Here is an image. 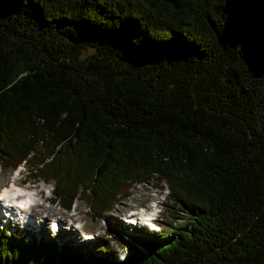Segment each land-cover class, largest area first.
Instances as JSON below:
<instances>
[{"label": "trees", "instance_id": "16d2710c", "mask_svg": "<svg viewBox=\"0 0 264 264\" xmlns=\"http://www.w3.org/2000/svg\"><path fill=\"white\" fill-rule=\"evenodd\" d=\"M21 164L95 220L150 183L185 215L124 259L0 228V264H264V0H0V166Z\"/></svg>", "mask_w": 264, "mask_h": 264}, {"label": "rangeland", "instance_id": "374dc122", "mask_svg": "<svg viewBox=\"0 0 264 264\" xmlns=\"http://www.w3.org/2000/svg\"><path fill=\"white\" fill-rule=\"evenodd\" d=\"M20 172V173H19ZM16 178H22L29 180L32 183H36V187H38L39 190H45L46 194H52V188L53 183H46L45 181H37L35 182L34 179L29 175L28 170L21 166L16 172L14 171H5L0 167V189L7 185L8 187H11V183ZM29 185V184H27ZM159 189V188H158ZM154 187L153 184H146V185H138L132 190V195L130 197H127L123 201H121L118 205H116L115 209L106 215L103 219L95 220L93 216L89 213L88 205L81 201L77 200L76 203L73 205L72 210H64L62 207H60L58 204H51V202H46L44 207H35L34 213L37 217V224L39 225L41 220L43 218H48L45 220L43 227H46V229L42 230L41 236H49L50 237V231L48 228L50 227L49 221L51 220L50 217L53 215V213L56 211L58 214L56 215H65L66 216H74L77 218L78 223L76 226H73L75 229L71 228H65L66 234L71 229L72 234L76 231V235L79 236H86L84 239H87V237H94L91 239V241H88L87 244L90 245L87 247V249L91 248L92 245L95 244V246H99L101 242L105 241H111L112 249L114 253H108L109 257H113L116 255L115 253L119 252L121 253L120 259H124L128 255V249L127 247L124 248L123 245L120 244L123 240L127 243L125 239H127L128 233L131 232V228H129L127 225L124 224V220L122 219L123 215L128 212L130 208H137L140 207L148 202H151L152 200L156 199L155 192L158 190ZM169 194V192H168ZM167 192H162V195L160 196L159 200L162 204V214L158 219L159 226L158 229L163 232L164 227L168 223V219L171 218L170 212L173 211L174 215L178 218L184 217V212L180 210V208H172L169 207L168 198H167ZM158 199V198H157ZM180 225H183L182 221H180ZM111 229L114 231V234L110 235L107 230ZM67 230V231H66ZM128 232V233H127ZM152 232V231H148ZM147 234V238H149L150 234ZM145 236V235H143ZM77 237V238H78ZM85 250L84 248H82ZM101 254L102 251L99 249L97 250Z\"/></svg>", "mask_w": 264, "mask_h": 264}, {"label": "bare ground", "instance_id": "6f19581e", "mask_svg": "<svg viewBox=\"0 0 264 264\" xmlns=\"http://www.w3.org/2000/svg\"><path fill=\"white\" fill-rule=\"evenodd\" d=\"M16 184H17V181L13 182V185H12V188H13V189H7L5 193H6V194L11 193V195H14V192L21 191V189L15 187ZM53 214L55 215V214H58V213L55 211ZM148 215H149V214L147 213V215H145V217L148 218ZM43 224H44V223H43ZM43 224L41 225L42 230H44ZM135 243H137V242H135Z\"/></svg>", "mask_w": 264, "mask_h": 264}, {"label": "water", "instance_id": "95a60500", "mask_svg": "<svg viewBox=\"0 0 264 264\" xmlns=\"http://www.w3.org/2000/svg\"><path fill=\"white\" fill-rule=\"evenodd\" d=\"M169 2H171L175 8H178L180 6V0H167Z\"/></svg>", "mask_w": 264, "mask_h": 264}]
</instances>
